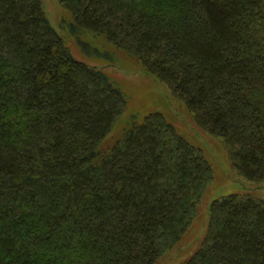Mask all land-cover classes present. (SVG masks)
Wrapping results in <instances>:
<instances>
[{
	"label": "trees",
	"instance_id": "obj_1",
	"mask_svg": "<svg viewBox=\"0 0 264 264\" xmlns=\"http://www.w3.org/2000/svg\"><path fill=\"white\" fill-rule=\"evenodd\" d=\"M164 82L264 180V0H61ZM123 90L73 57L41 0H0V264H158L179 244L214 171L161 113L108 138ZM182 264H264V201L210 205Z\"/></svg>",
	"mask_w": 264,
	"mask_h": 264
},
{
	"label": "rangeland",
	"instance_id": "obj_2",
	"mask_svg": "<svg viewBox=\"0 0 264 264\" xmlns=\"http://www.w3.org/2000/svg\"><path fill=\"white\" fill-rule=\"evenodd\" d=\"M51 26L64 39L77 60L102 71L123 90L127 104L108 140L120 138L132 123L152 113H161L190 144L201 149L212 165L214 175L207 183L197 206L195 219L177 246L158 264H182L200 246L209 222L210 205L229 195L251 196L264 201V180L253 182L241 176L233 166L226 144L196 124L185 102L141 63L102 38L73 31L72 16L61 0H41Z\"/></svg>",
	"mask_w": 264,
	"mask_h": 264
}]
</instances>
